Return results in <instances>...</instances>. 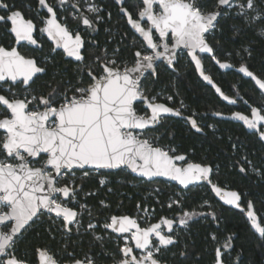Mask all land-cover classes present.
Instances as JSON below:
<instances>
[{
    "label": "snow or ice",
    "instance_id": "1",
    "mask_svg": "<svg viewBox=\"0 0 264 264\" xmlns=\"http://www.w3.org/2000/svg\"><path fill=\"white\" fill-rule=\"evenodd\" d=\"M118 2L123 5L125 0ZM38 3L50 13L41 20L43 27L39 31L46 33L54 42L53 52L57 48L63 49L67 57L74 58L77 63L71 79L62 81L50 92L35 94L31 90L34 77L45 73L46 66H41L36 57L21 54L15 46L5 48L0 45V105L6 113H0V130L5 133L0 137V264H27L15 254L16 241L42 216L55 214L62 219L63 231L71 232L75 228L79 233L82 226L80 213L57 199V194H60L64 199L71 197L75 200L81 190L75 186V181H72L73 186H57L62 175L72 174L74 170H83L87 176L95 170L124 166L148 180L169 177L185 188L194 182L206 181L228 205L240 209L242 195L239 191H225L218 183H213L215 169L212 163L187 162L185 155H178L174 148L160 146L157 138L145 135L166 114L180 116L181 111L147 95L142 82L146 74L156 75L158 61H166L174 69L178 54L184 52L194 62L200 77L213 84L212 77L205 74L200 54H211L221 69H230L233 65L216 58L223 45L216 41L214 46L209 43L208 36L217 30L223 31L219 27V18L234 16L258 36L264 37V0H214L212 11L206 10L205 0H143L144 7L138 11L137 18H133L127 8L121 7L127 22L145 42L143 51L134 52L131 65L115 55L119 48L112 55L108 54L107 48L102 49L101 54L92 53V62H86L84 38L79 32L73 33L66 23H61L56 10L46 0H38ZM60 3L70 4L74 9L73 17L81 19L82 24L93 31L104 21L100 15L103 9L94 0H85V10L94 19L83 15L79 0L74 4L72 0H60ZM156 5L159 11L154 10ZM0 9L5 12L0 15V23L8 25L5 31L14 36L17 44L27 41L39 46L34 38L37 25L32 19H26L22 11L4 0H0ZM77 11L81 13L79 16ZM108 15L110 18L111 13ZM144 18L150 21L148 27L141 23ZM153 30L158 35L154 36ZM231 30L233 36H239L243 31L235 24L231 25ZM242 50L251 57V44ZM238 70L264 90V79L257 77L247 63H242ZM215 91L224 101L237 104V99H230L219 87H215ZM166 99L173 100L174 96ZM138 101L146 105L143 111L150 110V114H140ZM181 105L183 107L182 102ZM249 107L250 116L235 112L225 118L242 121L247 129L253 130L258 142L264 143V104ZM215 115L222 116V113L216 112ZM186 119L197 132L203 131L194 116ZM207 127L215 130L214 125ZM231 148L233 155L241 150L239 143H233ZM241 160L249 168L235 162L234 166L239 167L240 173L251 170L264 181V168L253 164L247 153L241 156ZM179 162L185 163L181 165ZM99 183L105 185L107 181L101 179ZM179 204V200H173L168 207ZM196 216H211L217 220L214 211L200 213L183 207L178 220L162 218L147 227H141L136 218L127 215L111 216L103 225L104 230L130 234L121 238L123 244L119 251L122 257L115 264H164L158 254L162 248L176 243L174 223L187 226ZM246 216L251 227L264 238V218L258 216L251 200L246 204ZM161 225H166L168 234L162 231ZM96 227L90 222L85 231ZM48 231L51 234L52 229ZM212 238L216 239L215 235ZM94 239L103 246L102 235H96ZM233 239L234 236L229 235L222 247L231 249ZM133 241L134 244L131 243ZM134 248L140 250L139 255L134 253ZM222 255L217 248L216 264H223ZM38 257L39 264H59L46 248L38 250ZM72 264H96V260L91 255L79 259L73 256Z\"/></svg>",
    "mask_w": 264,
    "mask_h": 264
},
{
    "label": "trees",
    "instance_id": "2",
    "mask_svg": "<svg viewBox=\"0 0 264 264\" xmlns=\"http://www.w3.org/2000/svg\"><path fill=\"white\" fill-rule=\"evenodd\" d=\"M25 1L15 0L17 4ZM96 1L105 7L104 21L96 26L95 33L91 34V39L86 43V62H92V53L101 54V50L107 48L108 54L112 55L114 50L119 48L115 55L131 65L134 52L143 51L144 43L130 29L115 0ZM205 3L208 5L206 10H214V0H205ZM125 6L134 17H137L138 11L143 8L139 0H125ZM85 9L83 15L94 19ZM108 12L111 13L110 18ZM219 19V27L223 31H215L208 36V40L214 46L216 41L223 45V48L217 51L216 58L232 64L233 67L222 70L211 57L204 56L202 60L205 71L225 95L230 99H237V104L232 105L229 101H224L212 87L204 83L193 63L183 52L175 66L176 70L160 64L157 76L147 75L142 83L147 95L155 96L159 102L180 109L187 116H194L203 131L197 132L186 120L165 118L154 129L146 131L145 135L148 138H157L160 146H171L176 150V154L187 155L189 162L212 163L215 169L213 182L241 193L240 210L217 200L205 184L184 190L176 184L162 180L149 182L139 179L127 169L116 172L92 171L87 176L83 171L75 170L72 174L61 176L58 186H73L70 181H75V186L81 189L77 192L76 203L73 200L67 202L70 207L78 210L81 204L86 205L79 217L83 223L79 233L75 228L71 232L63 231L61 218L53 215L42 216L38 223L16 241V256L26 260L27 264H38V250L46 248L61 264L72 263L73 256L79 259L85 255L93 256L96 264H114L122 257L119 251L121 243L116 239L114 232L102 227L88 231H85V228L92 220L102 223L109 221L113 215L135 217L137 205L142 202L144 205L155 206L156 214L150 222L153 224L162 218L178 220L182 207L184 210L200 213H216L217 220H213L211 216H196L189 221L187 229L179 228L176 243L167 246L158 256L164 263L216 264V250L220 248L223 264H264V238L251 227L246 212H242L243 209L246 210L247 201L251 200L258 216L264 218V181L251 170L240 173L239 167L234 166L235 162L239 161L248 169L249 165L241 160V156L247 153L253 164L264 168V143L258 142L257 137L252 134L253 130L247 129L242 121L225 118L235 112L250 116L249 106L261 107L264 104V90H260L252 78L235 70L239 69L242 63H247L257 77L264 79V37L258 36L254 30L247 28L241 19L234 16H223ZM233 24L243 29L239 36H233ZM249 44L253 49L250 58L242 50ZM43 54L50 59L46 65L47 72L38 77L31 86L35 94L50 92L62 81L71 79L72 70L76 66V62L67 60L60 51L47 49ZM64 86L67 87V84ZM170 95L174 96L173 100L166 99ZM241 97L242 100L239 99ZM244 101H247V104H244ZM1 111L0 108V113ZM216 112L222 113V116H216ZM207 125H214L215 130ZM233 143H239L241 146L240 152L235 155L231 148ZM102 177L107 178L105 185L99 183ZM156 187L159 190H155ZM89 193L91 195H88ZM173 198H177L180 204L168 207ZM140 223L146 225L145 222ZM49 228L52 229L51 234ZM96 235L104 237L103 246L100 241L94 239ZM213 235L216 239L212 238ZM229 235L234 236L233 246L225 250L222 245Z\"/></svg>",
    "mask_w": 264,
    "mask_h": 264
},
{
    "label": "flooded vegetation",
    "instance_id": "3",
    "mask_svg": "<svg viewBox=\"0 0 264 264\" xmlns=\"http://www.w3.org/2000/svg\"><path fill=\"white\" fill-rule=\"evenodd\" d=\"M4 2L5 3H9L10 5H15V9H18V10L22 11L24 13V16H25L26 19H32L33 22L37 25V31L34 32V38L38 41L39 46L32 45V44H30L27 41H21L19 44H17L15 42V40H14V36L8 34L5 31L6 27H8V25H5L3 23H0V45H3L5 48H10V47L15 46V47L18 48V50L21 52V54L29 56V57H36V58H38V63L41 66H46L47 65V61L50 59V57L44 56L43 53L47 49L52 50L55 47V44H53L50 41V39L47 37L46 33L40 32L39 29L41 27H43V24L41 23V20L43 18H46L47 16H49L50 13L47 12L46 8H44V7L39 5L38 0H26L25 2H23L21 4H17L15 2V0H4ZM46 2H47V4L51 5L56 10L57 18L61 21V23H66L68 25L69 29L71 31H73V33L79 32V34L84 38V40H85L84 50H85L87 41H89L91 39V34L95 33V32L91 28H89L88 26L83 25L81 19L73 17L74 9L71 7L70 4L61 5L60 0H46ZM140 2L143 4L142 1H140ZM72 3L73 4L76 3V0H72ZM94 3L103 9V11L100 13V15L103 16V13L105 12V7L100 5L96 0H94ZM79 4H80V10H83V12H84V9L86 8L85 0H79ZM124 6H125V3H124ZM143 7H144V4H143ZM119 10H120V6H119ZM155 10L159 11V6L158 5L155 6ZM109 13L110 12H108V14ZM4 14H5V12L2 9H0V15H4ZM80 14H81L80 11H77L76 15L79 16ZM134 18H137V17H134ZM144 26L148 27L149 23L148 22H144ZM156 35H158V34L154 32V36H156ZM142 42L145 45V42L144 41H142ZM57 51H60L62 53V55L67 60H71L73 62H76L74 58L67 57L66 53H64L63 50L57 48L55 50V52H57ZM181 53H183V52L179 53L178 62H179V56L181 55ZM204 56H208V55H201V59ZM208 57H210V56H208ZM188 58L190 59L189 56H188ZM161 64H163V63H161ZM46 68H47V66H46ZM236 69H238V68H235V70ZM222 70H226V69H222ZM45 73L38 74L37 77L34 78V81H36L38 77H40L41 75H44ZM5 87H7V86H5ZM13 91H16V90H13ZM3 94L4 95H8L7 92H3ZM137 107H138V110L145 109L143 103H137ZM0 108L2 109V111H1L2 114H6L4 112V107L2 105H0ZM140 114H150V112L149 111H147V112L143 111ZM183 115H185V114H183ZM185 116H187V115H185ZM187 117H189V116H187ZM165 118H171V117H164L163 119H165ZM163 119H162V121H163ZM185 120H186L187 124L190 125L189 122L187 121V119H185ZM157 125H159V124H157ZM190 127H191V125H190ZM3 135H4V133L0 132V137H2ZM178 155H180V154H178ZM187 162H189L188 158H187ZM242 212H246V210L243 209ZM150 224H153V223H150ZM147 226H149V225L148 224H146V225H142L141 224V227H147ZM182 226L178 227V224L174 223L173 232L175 234V239H176V236H177L176 234H177L178 229L182 228ZM161 228H162V231L165 234H168V230H167L166 225H161ZM154 242H155V240H154ZM163 249H165V248H162L161 252H162ZM137 254L139 255V251H137ZM159 254H158V256H159Z\"/></svg>",
    "mask_w": 264,
    "mask_h": 264
},
{
    "label": "water",
    "instance_id": "4",
    "mask_svg": "<svg viewBox=\"0 0 264 264\" xmlns=\"http://www.w3.org/2000/svg\"><path fill=\"white\" fill-rule=\"evenodd\" d=\"M140 1H142L143 2V0H140ZM116 2L119 4V6H120V13L124 16V14L121 12V7H125L124 6V4L123 5H121L119 2H118V0H116ZM126 8V7H125ZM154 10H155V6H154ZM126 18V17H125ZM134 18V17H133ZM126 20H127V18H126ZM144 22H148L149 23V25H150V21H148L147 20V18H144L142 21H141V23L144 25ZM128 23V22H127ZM128 26L130 27V29L143 41V39H142V37L139 35V33H137L132 27H131V25L128 23ZM154 32H155V30H153ZM158 34V33H157ZM51 41V40H50ZM53 44H54V42L53 41H51ZM60 49V48H59ZM61 50H63V49H61ZM179 55V54H178ZM200 55H208V56H210L211 57V54H208V53H203V54H200ZM161 63H163L167 68H169V69H171V70H176V68H172V67H169L168 65H167V62L166 61H163V62H160V61H158L157 62V68H158V66L161 64ZM193 64H194V62H192ZM202 63H203V61H202ZM177 64V63H176ZM176 64H175V66H176ZM217 65V64H216ZM195 66V65H194ZM218 66V65H217ZM219 67V66H218ZM157 68H156V75L155 76H157ZM203 68H204V71H205V66H204V63H203ZM238 70V69H237ZM196 71H197V73H198V75H199V71L196 69ZM239 71V70H238ZM205 74H207L206 73V71H205ZM38 75V74H37ZM148 74H146L145 75V77L147 76ZM207 75H209V74H207ZM199 77H200V75H199ZM35 78V77H34ZM200 79L204 82V83H206L207 85H209L210 87H212L213 89H214V91H215V87H219L220 89H221V87L214 81V79L212 78V81H213V84H209L207 81H204L203 79H202V77H200ZM214 85V86H213ZM221 91H223L222 89H221ZM215 93L220 97V98H222L220 95H219V93H217L216 91H215ZM223 99V98H222ZM137 103H142V102H137ZM161 103H164V102H161ZM167 104V103H166ZM168 106H170V105H168ZM170 107H172V106H170ZM144 108H146V105L144 104ZM174 108V107H173ZM149 112H150V110H148ZM164 117H171V118H179V119H186L187 118V116H185V115H183L182 113H181V115L180 116H175L174 114H166ZM163 117V118H164ZM162 121V120H161ZM161 123V122H160ZM159 123V124H160ZM0 132H3L4 133V130H0ZM5 134V133H4ZM43 155V154H42ZM182 155H185V154H182ZM186 156V158H188V156L187 155H185ZM37 159H40V158H37ZM181 165H184V163L185 162H179ZM121 169H127V170H129L130 171V173L133 175V176H135V177H137V178H139V179H143V180H146V181H149V182H152V181H156V180H162V181H166V182H169V183H171V184H176V185H178L179 187H181L182 189H184V190H188V189H190L191 187H193V186H196V185H203V184H205V185H207L210 189H211V191H212V193L215 195V197H216V199L217 200H219L220 202H223V203H225V204H227L225 201H224V199H222L220 196H218L213 190H212V188H211V185H209L206 181H199V182H194L193 184H190V185H188V187L187 188H185L183 185H180L179 184V182L178 181H176V180H173V179H171V178H169V177H153L151 180H148V178H146V177H142V176H140L139 174H137V173H134V172H132L130 169H128V168H126V167H124V166H121V168H118V169H99V170H95V171H104V172H116V171H119V170H121ZM75 171V170H74ZM79 171H83V170H79ZM59 180V179H58ZM214 183V182H213ZM57 186H58V184H57ZM220 186V185H219ZM58 187H60V186H58ZM222 187V186H221ZM225 191H230L229 189H227V188H224V187H222ZM61 197L62 198V196L60 195V194H57V197ZM70 198L71 197H69V198H67V199H64V198H62V200L63 201H69L70 200ZM228 205V204H227ZM230 206H233V207H235L234 205H230ZM69 207V206H68ZM72 208V207H71ZM236 208V207H235ZM74 209V208H73ZM237 209V208H236ZM75 210V209H74ZM237 210H240V209H237ZM77 211V210H76ZM53 216H55V214H52ZM139 223V222H138ZM140 226H141V224H140ZM116 234H118V233H116ZM134 242V241H133ZM134 244V243H133ZM137 251H139L140 252V250H138V249H135L134 248V253L135 254H137ZM138 255V254H137ZM56 259V258H55ZM57 260V259H56ZM37 262H38V264H39V257H38V254H37ZM59 264H61V263H59ZM66 264H72V263H66ZM115 264V263H114ZM164 264H167V263H164Z\"/></svg>",
    "mask_w": 264,
    "mask_h": 264
},
{
    "label": "built area",
    "instance_id": "5",
    "mask_svg": "<svg viewBox=\"0 0 264 264\" xmlns=\"http://www.w3.org/2000/svg\"><path fill=\"white\" fill-rule=\"evenodd\" d=\"M2 155V154H0ZM98 172V171H97ZM63 176V175H62ZM157 190H159L158 187H156ZM76 197H77V194H76ZM75 197V199H76ZM70 200H73L72 198H70ZM178 200V199H177ZM63 201V200H62ZM74 201V200H73ZM66 202V201H65ZM68 202V201H67ZM139 205V207H138ZM137 205V213L138 215L133 217V218H136L137 221L140 223V221L142 222H145L146 224L150 225V222L151 220L154 218L155 214H156V208L155 206H151L149 204H143L142 202L138 203ZM70 207V206H69ZM75 209V208H74ZM76 210V209H75ZM78 211V210H77ZM178 224V223H177ZM182 225H179L178 224V227H180ZM188 226V225H187ZM183 227V226H182ZM116 236H117V240H119V242L121 243V246L123 244V241H122V237L125 236V235H130V234H116L114 233ZM155 240V239H154ZM131 243H134V242H131ZM140 253V252H139Z\"/></svg>",
    "mask_w": 264,
    "mask_h": 264
},
{
    "label": "rangeland",
    "instance_id": "6",
    "mask_svg": "<svg viewBox=\"0 0 264 264\" xmlns=\"http://www.w3.org/2000/svg\"><path fill=\"white\" fill-rule=\"evenodd\" d=\"M165 148H168V147H171V146H169V145H166V146H164ZM172 148V147H171ZM101 179H105L106 181H107V178L106 177H102ZM71 183H72V181H70ZM61 187V186H60ZM155 190H157L156 188H155ZM57 199L58 200H60L61 202H63V203H65L66 204V206H69L68 204H67V202H65V201H62V198L59 196V197H57ZM78 199V196L76 197V199L74 200V202L76 203V200ZM173 200H177V198H173L172 200H171V202L173 201ZM170 204V203H169ZM81 205H84L85 207H86V205L85 204H81ZM85 207H83V208H81V207H79V210L78 209H76V210H78V212L81 214V212H82V210L83 209H86ZM7 209H5V211H6ZM137 215H138V213H137ZM136 215V216H137ZM107 222H109V221H102V223H99V222H97V221H95V220H92L91 221V223H94V224H96L97 225V227L96 228H99V227H102L103 228V225L105 224V223H107ZM90 223V222H89ZM81 227H83V223H82V226ZM183 229H187L188 228V226H183L182 227Z\"/></svg>",
    "mask_w": 264,
    "mask_h": 264
}]
</instances>
